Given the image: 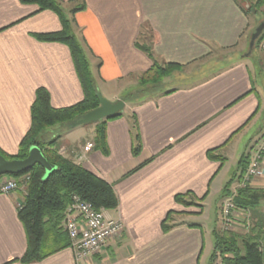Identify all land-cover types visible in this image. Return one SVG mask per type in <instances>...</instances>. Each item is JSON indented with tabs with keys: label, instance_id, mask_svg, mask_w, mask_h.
I'll list each match as a JSON object with an SVG mask.
<instances>
[{
	"label": "crops",
	"instance_id": "1",
	"mask_svg": "<svg viewBox=\"0 0 264 264\" xmlns=\"http://www.w3.org/2000/svg\"><path fill=\"white\" fill-rule=\"evenodd\" d=\"M64 1L68 8L85 2L74 15L82 40L75 32L102 95L124 100L126 106L122 116L107 122V155L95 147L84 151L94 143L93 123L59 125L45 135L59 136V152L113 185L119 205L106 214L122 220L125 228L85 260H77L68 246L42 260L23 262L28 248L18 215L23 195L0 193V264H217L212 260L214 228L203 219L205 204L218 197L220 206L227 182L239 172L240 159L264 135L263 83L240 56L250 29L248 16L236 0ZM144 23L153 34L155 59L183 64L195 79L174 86L171 93L164 90L134 102L130 93L123 94L153 64L136 46ZM61 28L52 10L0 0V147L8 154L18 152L31 127L38 88L49 91L56 108L84 98L68 45L33 35ZM133 114L142 141L138 155L133 154ZM215 148L226 158L224 163L209 158L208 151ZM231 162L236 167H230ZM251 185L264 188V170ZM189 191L204 198L202 212L175 200ZM262 207L260 203L249 210L259 225H264ZM171 210L179 212L174 216L177 225L164 232L162 223ZM262 251L264 255V239Z\"/></svg>",
	"mask_w": 264,
	"mask_h": 264
},
{
	"label": "trees",
	"instance_id": "2",
	"mask_svg": "<svg viewBox=\"0 0 264 264\" xmlns=\"http://www.w3.org/2000/svg\"><path fill=\"white\" fill-rule=\"evenodd\" d=\"M77 1L69 0L68 2L74 4ZM245 1L248 3L247 7H244L242 0H236L248 18L250 12H256L264 5V0ZM21 2L36 4L39 10H52L59 16L62 24L61 30L34 33L33 35L40 41L61 42L68 45L84 91V98L80 102L71 106L56 108L52 105L49 91L43 87L38 88L35 101L31 107V127L21 140L18 152L16 154H8L0 147V154L12 160L26 158L30 148L36 145L42 150L44 156L58 168L47 178H45V168L38 163L19 174H8L14 177L30 175L24 201L19 206L18 215L24 224L28 238V248L21 261L33 262L42 260L52 253L71 246L70 237L61 227V223L64 220L65 211L71 201L72 195H80L98 210L116 209L119 205V199L112 184L58 151L56 144L59 136L47 139L45 135L47 130L59 125L71 128L72 122L79 120L87 112L101 105L97 95L100 90L92 71L90 59L74 29L76 24L75 17L69 18L64 0H21ZM85 5V2L73 5L69 11L74 16L77 11L85 8ZM139 37L140 39H137L136 46L153 59V64L148 70L138 75L139 82L135 92H133L135 93L134 100H136L134 102L148 99L155 94L161 93V91L156 92L154 90L160 87L165 78L170 76L172 72L183 67V64L159 62L155 59L153 34L148 23L142 25ZM262 41H264V31L257 39L256 45ZM174 90L176 88L166 90L163 93H171ZM120 116H122V113L94 122L97 125L94 147L106 155L109 153L107 122ZM131 127L133 154L138 155L142 150V141L139 123L134 114L131 116ZM262 138H264V135ZM218 150L219 148L209 150L208 156L211 159H218L224 163L226 158L221 154H217ZM252 150L240 159L239 172L234 173L232 178L227 182L222 193L225 194L224 197L230 192L235 178L238 177L237 180L239 181L243 179L251 161ZM3 176H0V178ZM203 199L196 197L191 191L178 194L175 197V200L185 207H199L200 212L203 211V204L201 203ZM262 202H264V188L255 187L249 183L237 190L235 203L238 209H254ZM221 205L222 202L220 204V214ZM176 214H179V212L172 210L168 212L162 223L164 232L177 225L174 219ZM250 228L251 230L247 233H239L224 229L220 231L215 227L213 230L215 241L212 260L216 261V254L220 252L224 262L227 264H264L262 251L264 225H259L256 222Z\"/></svg>",
	"mask_w": 264,
	"mask_h": 264
},
{
	"label": "built area",
	"instance_id": "3",
	"mask_svg": "<svg viewBox=\"0 0 264 264\" xmlns=\"http://www.w3.org/2000/svg\"><path fill=\"white\" fill-rule=\"evenodd\" d=\"M94 147L89 143L84 147L87 152ZM249 167L241 181L231 187L230 192L223 198L221 205V220L224 230H233L236 226L235 212L238 209L235 203V196L240 187L251 183L255 178L260 177L264 170V138L254 148ZM16 189L14 180L2 182L0 180V193L10 194ZM249 214V213H247ZM248 217V216H247ZM251 220V219H250ZM247 219L246 229L251 227V221ZM64 230L71 240V247L75 252L77 260H85L100 251L104 243L122 234L125 226L122 220L111 219L107 216L105 209H96L84 200L80 195H72L71 201L65 211L63 220ZM217 264L224 262L222 254H216Z\"/></svg>",
	"mask_w": 264,
	"mask_h": 264
},
{
	"label": "rangeland",
	"instance_id": "4",
	"mask_svg": "<svg viewBox=\"0 0 264 264\" xmlns=\"http://www.w3.org/2000/svg\"><path fill=\"white\" fill-rule=\"evenodd\" d=\"M242 3L244 5V7H247V5H248L247 1L242 0ZM65 8H66V11H67V14H68L69 18L74 17L72 15V13L69 11L71 8H68V7H65ZM263 19H264V5L260 8V10H258L256 12H254V11L250 12V16H249L250 29H249V33H248V38H247L246 44L243 46V48L241 47V49H240L241 52H242L240 54V56L242 55L241 58H246L248 60V62L251 64V67L253 69L254 76L257 77L258 82L260 81L261 84L263 83L261 85L262 87H260V90H261L262 98L264 99V41H262L261 43L258 42L257 45L255 43V46L252 49V53L249 56H246V54L250 50L249 40L251 39V34L254 32L255 28L258 26V24ZM74 29H76L80 39L82 40V33H81V31L79 30V28L77 27L76 24L74 26ZM226 54H228V53L226 52L225 55ZM224 58L225 57H223V59ZM193 74H194V72L190 68L182 67L179 70H175L174 72H172L170 74V76L165 78L164 82L160 85V87L157 86L158 88L155 89L154 91H156V92L164 91V90L173 88L174 86H180L181 83L193 81V79H195L193 77ZM134 81H133V83L134 84L136 83V85L134 87L132 86L130 88V90H127L123 94V97H127L129 95L128 93H130L129 97L130 98H135V93H133V92H135L136 87L138 85L139 76H136ZM93 124H95V123H93ZM84 125H86V124H84ZM259 125H260V123L258 124V126ZM80 126H82V125H80ZM249 140H250V138H248V141ZM258 143H260V141ZM255 147L256 146H254V148ZM253 152H255L254 149L252 150V154H253ZM229 166L230 167H233V166L236 167V164L233 165V163L231 162ZM234 171H236V169ZM0 180L2 182L7 181V180H14L16 182V189L13 192L21 193L23 195V201H24V197H25V194H26L27 183L30 180V175L29 174L18 176V177L5 175V176L1 177ZM23 201H22V203H23ZM218 204H219L218 197L212 199V201L206 202L205 211H204V218L203 219H205V218L207 219L206 220V225L207 226H210L212 228L216 227V228H218V230L223 231V225H222V222H221V219H220L221 218V214H220V210H218L220 206H218ZM262 206H263L262 208L264 209V202H262ZM247 213H249V210H243L242 208H239V209L236 210L235 215H236L237 224L233 228V230H231L232 232L247 233L248 231L251 230L250 227H249L250 229L248 228V230L246 229V227H244L246 225L247 219H251L252 218L251 215L247 214ZM209 217H210V219H209ZM251 224L252 225L255 224L254 218H252ZM61 227L64 229L63 222L61 223Z\"/></svg>",
	"mask_w": 264,
	"mask_h": 264
},
{
	"label": "water",
	"instance_id": "5",
	"mask_svg": "<svg viewBox=\"0 0 264 264\" xmlns=\"http://www.w3.org/2000/svg\"><path fill=\"white\" fill-rule=\"evenodd\" d=\"M264 31V19L258 24L254 32L251 34L249 42L250 50L246 54L249 56L252 53V49L255 46L257 39ZM98 98L101 105L96 109L87 112L82 118L71 123V127H77L79 125L94 123L107 117L121 114L126 106L124 100L110 101L106 99L101 92H98ZM41 164L45 170V178L49 177L52 172L57 170V166L52 164L43 154L42 150L34 145L30 148L28 156L24 159H12L9 160L0 154V176L8 174H19L25 170L32 168L35 164Z\"/></svg>",
	"mask_w": 264,
	"mask_h": 264
}]
</instances>
